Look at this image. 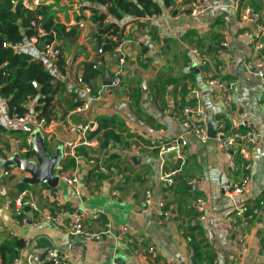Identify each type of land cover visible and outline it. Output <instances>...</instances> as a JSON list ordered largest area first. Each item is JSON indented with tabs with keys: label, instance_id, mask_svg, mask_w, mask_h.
<instances>
[{
	"label": "crops",
	"instance_id": "obj_1",
	"mask_svg": "<svg viewBox=\"0 0 264 264\" xmlns=\"http://www.w3.org/2000/svg\"><path fill=\"white\" fill-rule=\"evenodd\" d=\"M91 0H21L22 5L34 9L39 4L49 6L55 22L65 27H76L84 22L73 38L60 42L63 72L45 60L42 49L24 48L34 59H43L54 82L62 90L55 96L52 106L57 117L72 100L87 99L86 88L92 93L100 91L85 114L74 119L92 123L109 120V130L120 143L106 145L97 150L80 148L77 161L62 154V143L69 137L60 124L50 135L34 128L31 122L20 124L7 115L0 101V244L21 238L12 227L27 230L25 252L39 255L42 264L46 258L65 256L69 264H233L237 251L232 245L233 235L226 218L235 208L242 207L252 216L245 226L248 251L239 264H264L261 246L264 244V88L253 74L250 64L263 52H255L243 38L246 30H254L251 23L240 24L243 9L260 14L264 22V0H243L241 8H234L235 0L214 2V8L203 16L184 15L172 19L165 11L154 18L141 20L136 27L130 19L123 22L126 56L125 76L117 88L111 84L116 57L100 54L94 40V26L89 22ZM257 1V4H256ZM17 2V1H15ZM258 6V7H257ZM133 33L132 37L129 35ZM157 36V40L151 38ZM146 35L138 42L137 38ZM224 36L229 45L221 48V76L226 81L231 103L225 107L214 89L204 83L202 68L196 65L194 50L212 56ZM158 37H161V45ZM146 48L144 53L142 49ZM264 48V40H263ZM23 49V50H24ZM103 56L99 66L101 74L83 83L86 66ZM141 61V63H140ZM145 86L147 98L144 101ZM37 99H30L27 108L33 110ZM197 109L195 119L205 126V118L212 116L215 124H224L227 116L246 121L256 135L251 150V181L245 191L232 200L220 191L223 184H231L239 173L231 169L229 161L235 155L223 152L216 141L201 144L194 136L184 135L187 146L182 153L184 164L168 186L160 176L178 169L176 154L159 156L145 146L152 140H170L183 134L172 119L183 107ZM133 116L153 129V134L137 126ZM80 120H78V119ZM206 128V126H205ZM28 130L32 153L26 157L25 140L18 131ZM221 127H216L220 136ZM94 140H96L94 138ZM140 150V151H139ZM106 154V155H105ZM113 156V158H112ZM135 159V161H132ZM94 161L102 168L90 164ZM42 163H53L52 177L76 169L82 185L88 192L78 200L72 190L61 182L50 187L42 183L28 184L32 174L24 166L42 168ZM71 163L74 167H71ZM112 169V170H111ZM119 174L121 178L117 176ZM200 182L192 184V180ZM23 189L20 190L21 186ZM116 190L117 197H111ZM150 190L153 206L141 205L143 194ZM24 194L22 211L26 219L24 228L16 224L8 205ZM205 202L203 212L194 209L196 200ZM164 203L169 210L162 220L155 207ZM36 206L37 211L31 205ZM29 210L25 211L24 206ZM77 211L85 228L93 233H103L110 224L117 240L105 237L99 241H80L69 238L64 230L53 229L49 224L35 225L43 216L53 223L64 224L70 213ZM31 220V224L27 221Z\"/></svg>",
	"mask_w": 264,
	"mask_h": 264
},
{
	"label": "built area",
	"instance_id": "obj_2",
	"mask_svg": "<svg viewBox=\"0 0 264 264\" xmlns=\"http://www.w3.org/2000/svg\"><path fill=\"white\" fill-rule=\"evenodd\" d=\"M216 1L222 3L224 0H196L192 2L188 1L187 3H183V0H175L174 10L176 11V14L173 16H169L175 20L184 15L197 18L211 11L214 8V2ZM242 1L243 0H235L233 4L234 8H241L240 4ZM262 18L263 17L260 14L252 12L248 9H243L239 15L240 24H253L254 30H246L242 33V36L246 40L247 44L255 52L258 53L262 52L264 49V22ZM113 20L114 19L111 16H107V18L105 19V23ZM84 25V22H78L76 24V28L83 29ZM32 26L37 32V37L31 38L26 44L14 47L16 53L24 48L35 47L38 43V39L45 36V33L40 27L35 24H32ZM69 29L70 27H66V31H68ZM145 39L146 35H141L137 38V41L142 42ZM158 40L161 45V37H158ZM127 42L129 41L123 40L113 49V53L116 57L111 78V86L113 88H117L118 86H120L125 76L126 51L124 46L125 44H127ZM219 45L220 48H217L212 56L202 55L196 50H194L192 54L195 58L196 65L202 68L204 83L214 89L215 96L219 98V100L225 107H229L231 103L230 92L226 81L221 76V48L228 47L229 37L224 36ZM42 55L53 66L57 67V63L62 56L60 42L53 41L49 44L44 45L42 48ZM100 64L101 63L97 60L93 68L96 69L100 66ZM250 68L264 88L263 52L260 54V56H258L256 60H254L250 64ZM85 92L87 93V99L83 101L80 106L76 107L74 110L68 113L65 116L64 120H62V122H58L62 130L69 136L61 146L63 157L72 159L74 161L78 160V150L82 147L93 149L95 150V152L97 151L96 140L91 137V134L96 130V126L89 122L84 123L74 119L75 116L85 114L89 110L90 105L93 103V101H95V99L101 94L99 90L95 93H92L89 88H86ZM2 102L4 101L2 100ZM196 112L197 109L193 107L187 106L181 108L178 113L173 114L172 119L181 127L183 134L167 141L150 139L148 145L145 146V148H147L148 150L155 151L159 156L171 153L176 154L177 162L179 163L178 169L174 172L163 174L160 176V181L168 186H172L174 184L173 177L176 173L181 171L184 164L182 153L187 146L184 135L190 134L194 136L201 144H204L210 140L207 136L205 126L200 121L195 119ZM133 118L135 117L133 116ZM13 119L23 125L31 122L34 128L43 129L48 135H50L52 131L58 126V123L54 119L46 123L44 119H36L35 116H31L30 114H25L22 117H15ZM134 122L138 127L142 128L146 132V134H153V129L146 126L143 121L135 118ZM218 126L221 127L222 133L220 134V136L216 134V139L214 140L216 141L219 150L228 153L230 150H232L233 147H235L232 155H235L236 159L231 157L228 164L231 169H238L239 173L234 182H232L231 184H223L220 186V191L223 197L227 198L228 200H232L233 198L240 196L251 181V150L255 144L256 135L246 121L235 116L228 115L226 122H224V124H219ZM25 145L26 151L31 149V139L29 136L25 138ZM90 164L93 166H97L98 171L102 170L99 164L95 163L94 161H90ZM117 176L121 178L119 174H117ZM57 181L69 187L79 201L82 200L83 195L88 192V186L85 184H81L80 174L76 169L59 174ZM198 182H200V179L191 181L192 184ZM110 195L111 197H117L118 194L117 191L114 190ZM23 198L24 194L20 195L15 200V205L11 211V214L16 220V224L22 228L26 226V219L22 211ZM141 205L147 208L153 206L152 193L150 190L144 192ZM204 205V200H196L194 204L195 211L198 214H201L203 212ZM260 205H264V202H260ZM31 207L33 210L37 211L36 206L32 204ZM155 207L161 219H167V217L169 216V210L165 209L164 203H158L157 205H155ZM76 212L77 211L74 210V212L70 213L68 220L64 224L53 223L52 219L49 216H43L35 225L42 223L49 224L55 230H64L69 238L84 242L92 240L99 241L105 237L111 238L115 241L117 240L116 236L113 234L110 224L106 225V229L103 233L90 232L85 228L83 224L82 215L77 214ZM251 218L252 216L245 213V210L242 207L235 208L233 214L229 215L226 218L228 229L233 235L232 245L237 251V259H235L233 264H239L240 259L248 251L245 226L248 220H250ZM261 251L262 253H264V244H262L261 246ZM46 260L48 264H69V260L65 256L60 257L50 254L46 258ZM42 263L43 261L40 259L39 255L25 252L24 248L20 251L19 255L11 261L10 264ZM0 264H2L1 260Z\"/></svg>",
	"mask_w": 264,
	"mask_h": 264
},
{
	"label": "trees",
	"instance_id": "obj_3",
	"mask_svg": "<svg viewBox=\"0 0 264 264\" xmlns=\"http://www.w3.org/2000/svg\"><path fill=\"white\" fill-rule=\"evenodd\" d=\"M15 1L17 2L14 5ZM188 1L196 0H183V3ZM90 3L94 5L90 8L89 17V22L94 26V40L103 44V54L111 56L114 54V47L126 39L123 26L126 19H130L138 28L143 25L141 20L156 18L163 11L170 16L176 14L175 0H91ZM107 16H111L114 20L105 23ZM32 24L40 27L45 33L44 37L38 39L35 46L39 50L53 41L62 42L73 38L77 31L76 27H71L66 31L65 26L56 23L55 15L49 6L39 4L34 9H28L22 5L21 0H0V101L5 102L7 115L13 119L29 114L28 101L37 99L33 108L34 116L36 119L42 118L48 123L52 119L58 120L52 102L62 90L61 84L54 82L52 75L47 70L46 59H34L32 54L25 49L18 53L14 50V47L26 44L31 38L37 37V32ZM133 33L135 32H132L129 37H132ZM151 38L157 40V36L154 34H151ZM145 51L146 48H143L141 53ZM99 58L98 61L101 64L104 63L103 56ZM94 64L86 66L82 78L83 83L94 80L101 74L99 67L93 68ZM63 66L64 63L60 58L57 63L60 72H63ZM35 84L39 86V89H36ZM82 103L78 99L72 100L66 110H62L59 121L62 122L68 113ZM4 131L0 126V133ZM18 132L23 140L28 136L26 129ZM91 137L95 138L99 142L100 148L103 149L106 145L115 146L120 143V137L109 130V120H97V128ZM31 155L32 153L27 151L26 157L29 158ZM71 167H74V164L71 163ZM23 187L24 185L20 190ZM25 245V241L21 238H13L1 243V263L10 264L25 248Z\"/></svg>",
	"mask_w": 264,
	"mask_h": 264
},
{
	"label": "water",
	"instance_id": "obj_4",
	"mask_svg": "<svg viewBox=\"0 0 264 264\" xmlns=\"http://www.w3.org/2000/svg\"><path fill=\"white\" fill-rule=\"evenodd\" d=\"M16 4V2H14V5ZM68 41L69 38L67 39ZM97 44V50L100 54L103 53L102 51V46L103 44L100 41H95ZM111 85V84H110ZM36 89H39V86H37L35 84ZM143 91H144V101L147 98V94H146V90H145V86H143ZM29 114L31 116H34L33 110H30ZM205 126H206V132H207V136L209 137V139H216V127L218 126V124H215L212 116H208L205 118ZM235 147L232 148V150L229 151L230 154L233 153ZM98 154H103L102 150L98 149L97 150ZM106 155V154H105ZM132 161H135V159H132ZM25 170L30 172L32 174V179H26L25 183L28 184H34V183H42V184H46L47 186L53 187L56 185L57 183V178L52 177V168H53V163H51L50 165L46 164V163H42V168H38L35 167L33 165L31 166H24ZM13 208L12 204L8 205V215L11 213ZM25 211L29 210V206L25 205L24 206ZM27 224H31V220L27 221ZM14 230H16L19 234V236L21 238H25L27 235V230H23L20 229L19 227H12ZM264 257V254H263Z\"/></svg>",
	"mask_w": 264,
	"mask_h": 264
}]
</instances>
